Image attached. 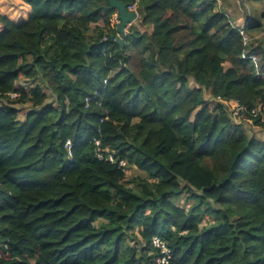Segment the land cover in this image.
Masks as SVG:
<instances>
[{
    "label": "trees",
    "instance_id": "trees-1",
    "mask_svg": "<svg viewBox=\"0 0 264 264\" xmlns=\"http://www.w3.org/2000/svg\"><path fill=\"white\" fill-rule=\"evenodd\" d=\"M22 1L0 13V264H165L155 236L169 264H264L242 125L264 127V0H123V45L110 0Z\"/></svg>",
    "mask_w": 264,
    "mask_h": 264
},
{
    "label": "rangeland",
    "instance_id": "rangeland-1",
    "mask_svg": "<svg viewBox=\"0 0 264 264\" xmlns=\"http://www.w3.org/2000/svg\"><path fill=\"white\" fill-rule=\"evenodd\" d=\"M0 13L7 15L11 20L18 22L20 20H24V19H27L29 17V15L31 14V7L28 4H26L25 2H23L22 0H0ZM239 14L240 15H239L237 23L242 26L245 23V19L243 18L241 12ZM100 23H102V22L100 21ZM132 24L139 26V18L137 20H135ZM129 27L130 26L127 27V31H128ZM0 28H1V25H0ZM94 33H95V31L92 30L91 34H94ZM259 35H264V32H262L260 34L259 33L255 34V36H259ZM227 66H228V64H226V67ZM191 84H193V81H191ZM205 97H206V99H208V100L210 99L211 101H213V100L223 101L224 100L225 103L228 102L227 99L226 100L222 99V98L221 99H213L211 97V95L207 92H205ZM231 106H232V104H231ZM29 107L30 106L28 104L20 106V108H21L20 119H24V115L28 111ZM241 121H242V119H238L235 121V123L237 124V123H240ZM242 122H243L242 125H243L244 129L247 131V133L250 136H256L257 138L264 140V127L253 125L249 120H243ZM126 172H127L128 177H133L135 175H141V176L144 175V173L142 171L138 170L135 167L127 168ZM180 203H185V199H181Z\"/></svg>",
    "mask_w": 264,
    "mask_h": 264
},
{
    "label": "built area",
    "instance_id": "built-area-1",
    "mask_svg": "<svg viewBox=\"0 0 264 264\" xmlns=\"http://www.w3.org/2000/svg\"><path fill=\"white\" fill-rule=\"evenodd\" d=\"M131 8H132L131 10H136L135 6H133ZM105 83H107V81H105ZM87 100H89V98H87ZM221 102H223L228 107L229 112L231 113V118L233 119L234 123L236 120L242 119V116L244 115V113H247V108L245 106L239 104L235 100H228L227 103H225L224 100ZM231 104H232V106H231ZM260 112H261V107H257L251 111V114L253 116H258ZM103 120H104V118L101 119V121H103ZM247 120H249L253 124L252 120H250V119H247ZM263 120H264V118H263ZM97 145H99V141H97ZM69 147H70V145H69ZM97 155L100 159H102L104 157V153L102 151H99ZM106 156H107V159L109 161H111V162L115 161L114 155L112 152H107ZM120 166L125 168L127 166V164L125 161L122 160L120 162ZM153 241H154V245L160 250V253H161V256L159 258V262L169 264L170 253H171L170 248L166 245V243L159 236H155Z\"/></svg>",
    "mask_w": 264,
    "mask_h": 264
},
{
    "label": "water",
    "instance_id": "water-1",
    "mask_svg": "<svg viewBox=\"0 0 264 264\" xmlns=\"http://www.w3.org/2000/svg\"><path fill=\"white\" fill-rule=\"evenodd\" d=\"M110 6L111 8L118 10V18L120 23L117 26L119 36L116 41L120 45H123L124 37L127 32V26L131 25L135 20L138 19L139 13L137 11H130L123 0H110Z\"/></svg>",
    "mask_w": 264,
    "mask_h": 264
},
{
    "label": "clouds",
    "instance_id": "clouds-1",
    "mask_svg": "<svg viewBox=\"0 0 264 264\" xmlns=\"http://www.w3.org/2000/svg\"><path fill=\"white\" fill-rule=\"evenodd\" d=\"M134 6H135V5H134ZM135 8H136V6H135ZM128 9H129L130 11H137V9H136V10H131V9H132L131 7H129ZM137 12H138V11H137ZM138 13H139V12H138ZM138 18H139V17H138ZM115 22H116V24H117V26H118V24L120 23V20H119L118 17L116 18V21H115ZM131 25H132V24H131ZM129 26H130V25H129ZM127 27H128V26H127ZM127 32H128V31H127ZM127 32H126V33H127ZM118 36H119V33H118ZM114 39H115V38H114ZM116 39H117V38H116ZM69 145H70V147H69ZM67 147H68L69 152H70V154H71V142H68V143H67Z\"/></svg>",
    "mask_w": 264,
    "mask_h": 264
}]
</instances>
